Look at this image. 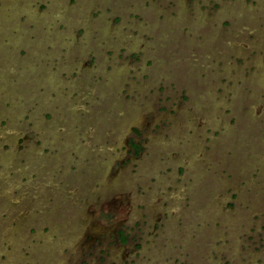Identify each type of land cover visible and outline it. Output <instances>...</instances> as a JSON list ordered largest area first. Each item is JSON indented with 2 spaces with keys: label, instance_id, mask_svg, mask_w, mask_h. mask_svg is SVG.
Returning a JSON list of instances; mask_svg holds the SVG:
<instances>
[{
  "label": "rangeland",
  "instance_id": "1",
  "mask_svg": "<svg viewBox=\"0 0 264 264\" xmlns=\"http://www.w3.org/2000/svg\"><path fill=\"white\" fill-rule=\"evenodd\" d=\"M0 264H264V0H0Z\"/></svg>",
  "mask_w": 264,
  "mask_h": 264
},
{
  "label": "flooded vegetation",
  "instance_id": "2",
  "mask_svg": "<svg viewBox=\"0 0 264 264\" xmlns=\"http://www.w3.org/2000/svg\"><path fill=\"white\" fill-rule=\"evenodd\" d=\"M138 146H139V145H138ZM120 232H121V231H120ZM123 236H124V234L121 235V237H123Z\"/></svg>",
  "mask_w": 264,
  "mask_h": 264
}]
</instances>
